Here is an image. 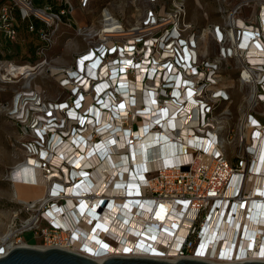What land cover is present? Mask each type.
Wrapping results in <instances>:
<instances>
[{
	"label": "built area",
	"instance_id": "2783aa9c",
	"mask_svg": "<svg viewBox=\"0 0 264 264\" xmlns=\"http://www.w3.org/2000/svg\"><path fill=\"white\" fill-rule=\"evenodd\" d=\"M157 1L162 3L149 11L147 24L133 28L145 30L158 27L147 34L124 40L114 36L101 37L105 26L110 25L104 16L105 9L101 12L96 31L80 27L76 21V28L72 27L69 17L74 18L76 9H86L90 0H0V94H11L9 101L0 103V115L18 128L22 150V160L10 169L6 178L13 185L11 178L14 172H18L15 171L17 168L24 166L21 169L25 171L28 166H34L35 174L46 180L44 199L28 202V205L20 204L22 209L13 215L8 230L10 234L14 233V242H24L27 246L40 244L38 246L46 248L72 249L70 241L73 230L58 226L48 212L56 205L59 209L65 207L67 198L62 196L64 189L66 192L83 183L75 175L76 172L90 177L97 168L94 164L82 167L85 159L79 164H75L74 159H83L85 149H88L87 154L92 157L95 152L101 161L109 155L125 156L128 160L129 152L119 153L116 147L122 141L120 133L138 141L135 135L141 127H147V131H156L161 136L166 128L162 122L173 114L178 119L185 114V125L189 126L187 137L192 139L187 142L177 137L174 129L172 133L175 135L171 132L166 134L170 136L172 144L182 142V149L179 146L175 156L178 162L160 163L152 170L144 171V181L134 170L138 183L135 179H129L130 173L134 178L131 170L124 173V177H128L127 182L134 181L135 187L140 188L136 199L142 204L151 202L148 215L152 219L149 225L146 224L147 229L137 227L141 230H135L136 233L148 229H154L156 234L163 232L162 228L159 230L160 222H156L155 218L160 213L168 220L169 215L175 213L179 217L174 223L178 230L171 232L172 242L164 247L168 249L173 246L177 242V233L183 228L185 233L177 242L175 260L198 259L201 257L200 251L206 250L203 249L206 246H203L205 234L215 231L214 221L218 215L221 221L224 217L222 212L230 215V222L233 223L237 220V210L242 211L247 220L250 205L257 203L260 207L259 204L264 203V197L255 194L254 188L247 183L250 176L264 178V169L256 174L252 170L253 162L257 159V142L260 137V140L264 138V0H241L238 3L216 0L222 6L219 12L223 22L210 30L218 46V55L213 60L202 58L194 33L184 35L188 30L181 0H148L151 4ZM245 7L251 9L249 19L242 17ZM112 18L125 29L119 20ZM35 22L40 25L39 28L35 27ZM62 29L73 30L87 43L85 51L74 54V62L69 67L53 66V60L49 58L63 33ZM212 31L217 38H214ZM23 33L35 36L32 42L35 43L38 60L33 64L27 62V51L21 55L16 52L19 47L30 44L29 40L23 38ZM232 34L236 37L235 42ZM86 56L90 57L80 66V60ZM228 61H234L239 66L241 90L245 87L248 89L234 126L227 105L231 97L218 74L219 66ZM103 70L105 75L102 80L100 74ZM246 71L253 72V77L245 78ZM41 75L49 77L59 89L60 94L56 98H47L43 90L34 86V80ZM138 79L140 85L134 93L133 85L138 83ZM105 82L110 86L101 91L100 86ZM127 88L128 98L137 101L138 110L128 101L127 109L116 105V96L120 95L117 90ZM145 91L149 95V104L146 103ZM189 98L193 99L191 108H187ZM107 100L111 106L102 109L101 103ZM89 103L94 105L92 113L86 107ZM150 103L154 110L147 112ZM100 113H107L106 124L99 121ZM162 115L165 116L163 120ZM107 130L111 132L107 136L109 144L103 139ZM77 142L82 146L77 147ZM229 148L234 149V153H229ZM101 154L104 157L101 158ZM236 179L238 184L235 183ZM26 184L38 186L31 179ZM86 196L90 197L93 205L97 198L100 200L96 210L92 206L83 211L81 221L86 222L87 218L90 225L94 223L97 237L119 250L128 229L121 232V239L111 234L110 228L99 225L104 223L103 212L111 200H126L128 197L123 194L110 196L105 191L86 193L82 198ZM44 200H48L46 204ZM104 204L102 213L98 215V209ZM79 207L80 204H77L75 209ZM94 211L98 216L92 215ZM241 223L242 217L238 227ZM135 232L130 234L137 238ZM26 233L32 234V243L23 238ZM242 236L243 232L234 237L235 245L240 246ZM2 251L3 247L0 248ZM112 256L155 258L140 254L107 257ZM220 260L226 261L218 254L210 262L221 264L217 262Z\"/></svg>",
	"mask_w": 264,
	"mask_h": 264
},
{
	"label": "bare ground",
	"instance_id": "6f19581e",
	"mask_svg": "<svg viewBox=\"0 0 264 264\" xmlns=\"http://www.w3.org/2000/svg\"><path fill=\"white\" fill-rule=\"evenodd\" d=\"M105 18L108 21L110 25L105 26V30L103 31L104 35H101L102 38L105 37H120L124 40L134 37L136 35L140 34H147L148 31L153 30L156 27L152 28H146L145 30H142V28H133L130 30L122 29V26L119 25V23L115 22V20L112 18L111 14L108 11H104ZM212 34L214 38H217V35L214 31H212ZM90 35L93 36V33H90ZM235 35L232 34V40L235 42ZM90 56H86L85 59L80 60V66H83L84 60L89 58ZM123 63V62H122ZM124 64V63H123ZM81 68V67H80ZM105 75V71L103 70L100 74V78L103 80V76ZM253 72H245L244 77H253ZM140 79H138V83H134V90L138 91ZM115 83V81L113 82ZM124 86V84L122 83ZM125 84V86H127ZM108 86H110L107 82L102 84L100 86V90H105ZM254 87V86H253ZM123 88V87H121ZM112 92L113 88L111 87ZM128 88L125 90H117V92L120 94L116 99V105H119L121 108L124 107L127 109L126 102L128 101L130 105L137 106V110L139 109V106L136 104V100L132 101L128 98ZM145 96L147 97V104H149V95L148 92H144ZM187 98V97H186ZM193 99L189 98V104L187 105V108H191ZM102 109H107L111 106L110 102L104 101L101 103ZM86 107L88 110L92 113L94 111V105L90 104ZM120 108H117L119 110ZM154 110V106L152 103L150 105H147V112H150L151 110ZM125 110V109H124ZM112 111V110H111ZM171 113H173V110L170 109ZM139 113L141 114V109L139 110ZM146 113V112H143ZM142 113V114H143ZM101 118L99 121H102L103 124H106V115L107 113H100ZM174 117V118H173ZM165 118L164 115L161 116V119ZM173 118V120H171ZM179 118V117H178ZM175 118L174 114L168 118L165 119L164 122H162V126H166L164 128L163 132L160 134L156 131H147L146 128H140V132L135 135L136 139L138 141H135L132 138H129L128 136H124V134L120 133L122 136V141L119 143L116 147L119 150V153L129 152V158L125 156L120 155H109L105 157L102 161L97 157V155L94 152V155L91 157V154H87L88 149H85V153L83 159L78 157L75 158V164L81 163L82 160L85 159V162L82 164V167H88L91 164H94V166H97L96 170L92 173L90 177L85 176V174H77V177L80 178V180H83V183L80 186L72 187L71 189H68V191L65 192L62 195L63 197L67 198V204L63 208H58L57 205L55 208L50 210L48 212V215L53 219L54 223H56L58 226L63 227L65 229H68L71 227L73 230V237L70 241V244L73 246L72 250L74 252H77L79 254H82L84 256H87L95 261H101L102 259L106 258L108 255H143V256H151L155 257L156 259H162V260H168L173 261L175 260V254L177 251V242L182 238L185 230L183 228L177 233V242L173 243V246L170 248H165V244L168 242H172L171 239V232H175L173 230H178L176 224V221L179 220V217L174 213L169 215V219H165V217L162 214H158L155 219L156 222L159 223L160 227L159 230L162 228L163 232H158L157 234L154 232V229H151V231L148 229V231H143L136 233L135 230H141L139 228L145 227L146 224L149 225L150 219H152L148 213H149V205H151L150 201H146L143 204L136 199L139 197V191L135 187L134 181H128V177H124V173H130L129 170L137 171V175L140 178V180L144 181L143 173L147 170H152L154 167H157L160 163H171V162H178V158L175 157L176 154H178V148L181 143H174L171 142L170 136L166 134H171L173 132V129L175 130V133L177 137L184 138L187 140H192L190 137H187L189 131H188V124L185 125V114H182L180 119ZM150 120V119H149ZM163 120V119H162ZM148 122V121H147ZM148 124V123H147ZM149 128V125H148ZM176 128H178L176 130ZM148 132V133H147ZM171 132V133H170ZM110 131H106V133L103 135L104 141H107L109 138L107 137L110 135ZM175 133H172V135H175ZM264 136V134H262ZM125 137V138H124ZM260 137V136H259ZM261 138V137H260ZM257 142L256 149V160L253 162V173H261L262 169H264V141H262V138ZM80 141H82V137L79 138ZM133 141H132V140ZM105 142V143H106ZM127 143V145H126ZM130 144V145H128ZM82 146L81 143L77 142V147ZM111 150V149H110ZM92 151V149H90ZM112 151V150H111ZM63 154H65V151H62ZM70 154V153H69ZM66 157L68 154L65 155ZM63 157V156H62ZM104 157V154H101V158ZM90 158V159H87ZM122 160V161H120ZM59 161V160H58ZM20 166L17 168L12 176V181H14L13 186H24L29 188H34L41 190L42 193H45V189L43 188L46 184V180L43 179L40 175L35 174L34 166L29 167L25 171L21 169ZM21 171V172H20ZM141 174V175H140ZM74 175V176H75ZM134 178L132 177V174L130 173L129 179H135L136 183H138V177L133 173ZM127 177V178H126ZM29 179L33 180V182H36L38 186H30L26 184ZM89 179V180H88ZM22 181V183L17 182ZM236 184H238V179L235 181ZM248 186L254 188V192L257 195H260L261 197H264V178H261L260 176H250V179L247 181ZM62 184V183H59ZM128 185V186H127ZM141 186V183L139 184ZM138 186V187H139ZM105 191L110 196H113L116 194V196H121L122 194L127 196L128 199H113L110 201L108 208L103 212L104 219L102 224L99 226L105 227V229L110 228V233L113 235H117L116 237L121 238V232L123 230L128 229L127 236L125 240L121 243V245L118 247L119 250H116L113 248L110 244L103 241L100 237H97L98 233L97 231L94 233V223L92 225L91 222L87 220L86 222L81 221V217L83 216V211L88 208L90 209L92 206H94V210L97 209L96 205H98V202L100 198H97V202L95 201V204L90 201V197L85 196L86 193L89 194H96V192H102ZM15 197L21 198L26 200L29 197L36 196L34 193H23L22 191H19L17 188L15 189ZM44 197V195H43ZM43 197H39L33 201H36L38 199H42ZM44 199V198H43ZM58 198H54L56 200ZM85 199L84 202L82 200ZM43 201V200H42ZM45 204L48 200H44ZM77 201H80L76 203ZM82 202V203H81ZM264 202V201H262ZM17 203L19 204H26L28 205V201H20L17 200ZM80 204V207L75 209L76 205ZM106 204V202H105ZM99 208L97 213L98 215L102 213L101 211L104 209V206ZM261 205V206H260ZM250 212L248 215V219H245V214H243L242 211L236 210V217L237 220L235 222H230V215L225 214L222 212L223 220L218 217L215 219V231L212 230L208 233H206L205 238L203 240V249L201 250L200 254L201 257L198 258V260H214V257H216L218 254L226 261H217L221 264L228 263L231 264V262H244V261H264V254L261 255V251L264 250V203L259 204L260 207L257 206V203H254L250 205ZM74 211V212H73ZM90 213V210H89ZM97 213L94 211L92 212L93 216H98ZM62 214V215H61ZM247 214V213H246ZM153 215V214H152ZM240 217H242V223L240 227H238V222L240 220ZM88 222V223H87ZM231 223L232 226L229 224ZM77 225V226H76ZM107 225L109 226L107 228ZM139 227V228H137ZM184 227H187L186 224H184ZM146 228V227H145ZM147 229V228H146ZM238 229V231H237ZM10 230V229H9ZM9 230H7L3 236L0 238V248L3 247V251L0 252V257L5 255L9 250H11L14 247L19 246H27L24 242L17 243L13 241L14 233H9ZM100 231V230H99ZM135 232L136 237L131 236L130 233ZM243 232V240L241 241L240 246L235 245L234 243V237L237 234H240ZM242 236V237H243ZM226 238V239H224ZM122 239V238H121ZM239 240V239H238ZM240 241V240H239ZM104 242V243H103ZM235 245V246H234ZM253 246H256L258 249L255 250ZM259 246V247H258ZM217 247V248H216ZM235 247V249H234ZM37 248L44 249L46 247L44 246H38ZM65 248V247H64ZM260 249V250H259ZM221 252V254H220ZM210 259V260H209ZM212 262V261H211Z\"/></svg>",
	"mask_w": 264,
	"mask_h": 264
},
{
	"label": "rangeland",
	"instance_id": "374dc122",
	"mask_svg": "<svg viewBox=\"0 0 264 264\" xmlns=\"http://www.w3.org/2000/svg\"><path fill=\"white\" fill-rule=\"evenodd\" d=\"M241 0H233L232 3H238ZM185 11L184 23L187 26L185 36L194 33L201 56L204 59L213 60L218 55V46L210 35L212 26L222 25L223 19L220 14L221 3L216 0H181ZM157 1L151 4L148 0H90L87 8L84 10L76 9L74 18L69 17L72 27L76 28L75 21L78 26L97 30L100 21L101 12L105 9L115 19L119 20L123 27L128 30L133 27H139L148 22L150 10H154L157 5L161 4ZM251 15L250 8H244L242 17L249 19ZM66 21L65 17H62ZM39 28L38 23H34ZM23 26H25L23 24ZM55 47L49 54V58L53 60V66L69 67L74 62V54L86 50V40L77 36L73 30L62 29ZM26 41L30 44L17 49V54L21 55L27 51L29 58L27 62L34 63L38 60L36 49L32 41L35 36H27L22 34ZM5 43V42H4ZM203 53V54H202ZM17 59H19L17 57ZM238 65L234 61H228L219 66V79L223 86L229 91L231 101L227 105L232 114V124L240 115V108L243 104V97L248 92L245 87L241 90L239 87V71ZM34 86L43 90L49 99L56 98L60 92L53 81L46 75L38 76L34 80ZM11 98V94L1 93L0 103L7 102ZM21 136L18 128L10 122L4 115H0V238L8 230L13 215L22 209V205L17 203L15 197V188L7 181V175L10 169L20 160H22V150L20 146ZM229 153H234V149L229 148ZM23 193H31L32 190L23 188V186H15ZM21 187V188H20ZM38 197H43V193H36ZM27 202V201H26ZM31 233L24 234V239L30 241ZM32 243V241H31ZM32 245V244H31ZM40 244H33L38 246Z\"/></svg>",
	"mask_w": 264,
	"mask_h": 264
},
{
	"label": "water",
	"instance_id": "95a60500",
	"mask_svg": "<svg viewBox=\"0 0 264 264\" xmlns=\"http://www.w3.org/2000/svg\"><path fill=\"white\" fill-rule=\"evenodd\" d=\"M0 264H218L198 259H177L173 261L149 257H106L95 261L77 252L61 248H37L19 246L0 257ZM228 264V263H227ZM231 264H264V261H244Z\"/></svg>",
	"mask_w": 264,
	"mask_h": 264
},
{
	"label": "crops",
	"instance_id": "0c3cea01",
	"mask_svg": "<svg viewBox=\"0 0 264 264\" xmlns=\"http://www.w3.org/2000/svg\"><path fill=\"white\" fill-rule=\"evenodd\" d=\"M12 187H13V190H14V188L16 189V187H14L13 185H11ZM21 188V187H20ZM23 188H27V189H30V190H32V192L31 193H34L35 195H36V193H38V192H41L42 193V191L41 190H38V189H34V188H29V187H24L23 186ZM15 192V191H14ZM37 198H39L37 195L36 196H33V197H29V198H27L26 200H24V199H21V198H17V199H19L20 201H28V202H31V201H33V200H35V199H37Z\"/></svg>",
	"mask_w": 264,
	"mask_h": 264
},
{
	"label": "flooded vegetation",
	"instance_id": "af4514ba",
	"mask_svg": "<svg viewBox=\"0 0 264 264\" xmlns=\"http://www.w3.org/2000/svg\"><path fill=\"white\" fill-rule=\"evenodd\" d=\"M23 238H24V236H23ZM30 242H31V239H30ZM253 247H254V249H255V250H257V251H258V249L256 248V246H253ZM258 247H259V246H258ZM216 248H217V247H216ZM259 250H260V249H259ZM261 252H262V253H261V255H260V256H262V254H264V250H262Z\"/></svg>",
	"mask_w": 264,
	"mask_h": 264
}]
</instances>
